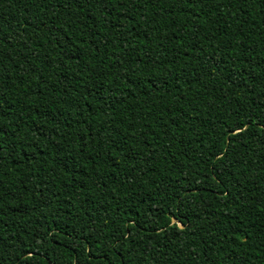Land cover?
I'll return each mask as SVG.
<instances>
[{"label":"trees","instance_id":"obj_1","mask_svg":"<svg viewBox=\"0 0 264 264\" xmlns=\"http://www.w3.org/2000/svg\"><path fill=\"white\" fill-rule=\"evenodd\" d=\"M0 264H264V0H0Z\"/></svg>","mask_w":264,"mask_h":264}]
</instances>
